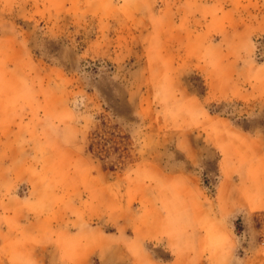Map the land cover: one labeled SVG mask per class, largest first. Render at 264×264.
<instances>
[{"label": "rangeland", "instance_id": "rangeland-1", "mask_svg": "<svg viewBox=\"0 0 264 264\" xmlns=\"http://www.w3.org/2000/svg\"><path fill=\"white\" fill-rule=\"evenodd\" d=\"M0 264H264V0H0Z\"/></svg>", "mask_w": 264, "mask_h": 264}]
</instances>
